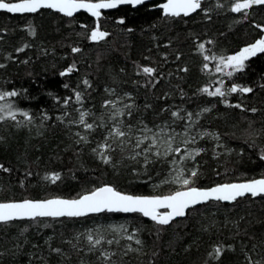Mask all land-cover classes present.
<instances>
[{
	"label": "trees",
	"instance_id": "1",
	"mask_svg": "<svg viewBox=\"0 0 264 264\" xmlns=\"http://www.w3.org/2000/svg\"><path fill=\"white\" fill-rule=\"evenodd\" d=\"M235 1L206 0L197 12L176 18L165 17L154 2L119 6L103 13L101 30L110 35L98 42L88 38L95 18L85 12L66 17L50 9L20 15L0 11V92L17 93L0 103L10 102L33 116L30 123L19 113L16 121H0V163L12 169L0 171V202L77 198L104 184L140 195L180 190L163 184L168 168L163 157L149 155L153 162L145 165L144 155L129 158L133 151L127 146L124 152L106 153L112 163L102 162L97 145L106 138L113 143L107 135L114 109L105 101L125 113L118 120L134 131L174 123L206 131L198 133L202 151L192 161L198 175L191 186L264 177V53L251 57L232 77L215 71L219 57L235 54L263 35L256 25H264V6H253L245 16L231 11ZM73 47L81 51L73 53ZM72 66V73L60 75ZM143 67L156 71L149 76ZM221 81L225 89L236 84L253 91L223 98L202 91H214ZM77 92L82 93L80 102ZM82 111L90 113L85 119L93 129L77 123ZM53 173L61 176L55 183L45 179ZM115 219L129 224L128 235L117 240L105 224H95ZM90 230L102 240L91 251ZM218 247L222 252L216 257ZM246 256L264 259V196L209 201L164 226L139 213L108 212L0 224V264H248Z\"/></svg>",
	"mask_w": 264,
	"mask_h": 264
},
{
	"label": "snow or ice",
	"instance_id": "2",
	"mask_svg": "<svg viewBox=\"0 0 264 264\" xmlns=\"http://www.w3.org/2000/svg\"><path fill=\"white\" fill-rule=\"evenodd\" d=\"M146 3V0H17V2H11V0H0V10H4L7 13L12 14H34L40 12L42 9L55 10L58 13H62L66 17H73L75 13H79L81 10L89 13L91 17L95 18L94 26L90 29V40L94 42L102 41L110 34L107 31L101 30V17L102 10L116 9L121 5L141 6ZM253 6H264V0H238L231 7V11L234 13H243L247 15V10L253 8ZM162 10L165 17L176 18L183 15L184 17L189 16L192 13L197 12L202 8V0H166L164 3L157 5ZM120 24H124L125 21L121 19ZM82 28H88L87 25H81ZM257 28L264 32V25H256ZM34 35V31L32 32ZM211 43V41L209 42ZM27 47V45H25ZM200 50H203L205 45L200 43L198 45ZM18 51H24V48L18 49ZM73 53H79L81 49L79 47H73L71 49ZM258 53H264V38L257 39L254 43L245 46L237 53L228 55L227 57H219V63L216 65L215 71L217 73H223L228 77H232L234 72H241L245 68V62L251 57H255ZM204 60L216 59L215 56L209 57L204 56ZM3 67V65H0ZM208 65L204 64V68ZM226 69H232V71L225 72ZM75 70V66L69 67L66 72H61L60 75L64 76L72 73ZM142 71L144 74L151 76L155 73V69L150 67H143ZM187 71V69H184ZM88 84V81H84ZM68 88V85H64ZM202 91L207 93L210 97H225L228 93H251L253 89L251 87H241L236 84H232L230 88L225 89L223 81L221 86L216 87L214 91H209L208 88H203ZM15 91L0 92V101H6L8 97H16ZM77 102L82 99V93L77 92L75 95ZM67 103V100H65ZM112 105L114 109L110 119L116 121V125L110 131L109 135L113 137V143H108L107 138L105 143L98 144L97 148L102 149L98 155L102 159L104 164L112 163V157L110 154H106L109 151H116L117 148L121 152L125 151V148L133 139V126L124 125L123 122L118 120V117L125 115V113L116 108V105L111 101H105V106ZM126 108H131L130 105H125ZM235 107L239 108L237 104ZM209 111V109H204ZM255 112L256 109H251ZM24 118L29 123L33 120V116L29 115L27 111H20L14 108L10 102L0 103V121L5 119H11L12 121L17 120V114ZM90 115L88 112H80L79 120L77 123L83 125L86 129H93V123H88L85 119L86 116ZM128 116L132 115L131 111L127 112ZM173 116H177V113L173 112ZM191 118L192 113H188ZM45 118H48L45 116ZM20 123H23L21 121ZM126 127L127 130H124ZM142 133L151 132L145 126L139 129ZM79 135V133H77ZM158 134H154L151 138L148 135L143 137H136L135 143L132 144L133 152L129 156L130 159L136 160L138 156L144 155V164L148 165L152 163L149 159V155H154L157 158L168 157L175 153L180 155L181 149L179 147L173 148L171 140H165L163 142V151H160V142L157 139ZM2 139V138H0ZM151 140V143L141 148L146 140ZM80 140L87 142V138L84 136L80 137ZM77 141V143L80 142ZM190 143V141H185ZM115 145V147H114ZM97 148L93 149V152H97ZM140 149V151H135ZM155 149V151H153ZM200 149H197L194 153H189L187 156H180L181 160L195 159V156L200 154ZM264 160V155L260 157ZM176 160L172 159L171 164H176ZM0 171L9 173L12 171L11 168L6 167L0 163ZM175 175L171 181L181 186L182 190H176L168 195H154V196H142V195H130L118 191L115 187L110 185H104L95 188L94 190L80 194L77 198L65 199V198H51V199H40L31 200L24 199L20 202H3L0 203V224H8L14 221L32 220L35 221L37 218H78L85 217L92 213H139L143 217L150 218L156 224L164 226L169 225L177 217H184L188 209L195 205L206 203L208 201H227L234 202L238 198L246 195L252 197L264 196V179H253L251 181L243 183H225L219 184L215 187L208 189H202L195 186H191L194 183V178L197 177L198 173L196 170H191L189 175L186 177L183 169H175ZM31 175V173H29ZM61 176L59 173H53L51 176H46L45 179H50L52 183L60 180ZM166 209V211H161ZM121 228L123 226H120ZM114 231L117 229H113ZM129 240L133 239V235L127 237ZM87 241L90 245L89 250H93L97 245L102 243L100 238H93L91 230L87 235ZM136 244H141L140 240L135 241ZM112 243V241H108ZM75 247V245L73 246ZM255 248V246H253ZM53 252L60 253L61 249L54 248ZM222 252V248L215 249V256L218 257ZM104 259H109L107 254L102 253ZM248 264H264V259L253 260L251 257L246 256Z\"/></svg>",
	"mask_w": 264,
	"mask_h": 264
},
{
	"label": "rangeland",
	"instance_id": "3",
	"mask_svg": "<svg viewBox=\"0 0 264 264\" xmlns=\"http://www.w3.org/2000/svg\"><path fill=\"white\" fill-rule=\"evenodd\" d=\"M202 1L205 2L206 0H202ZM235 2H238V1H235ZM233 4H232V6H233ZM261 38H264V32H263V35ZM227 71H232V69H226L225 72H227ZM116 104L120 105V101H118ZM111 115L112 114H110V116ZM109 120H110L109 122H111L112 124H110L111 127L108 130L107 137H110L109 133L114 128V126L116 125V121L111 120L110 117H109ZM193 125L194 124L174 123V124H171L169 126L167 124H158L156 126H147L148 129H151V132H146V133H142L141 131H139V129H142L145 127V126H142L138 130L133 132V139L128 144V147H130L132 149V144L135 143L136 137L142 138L143 135H148L151 138L152 135L158 134L157 139L160 142V151H163V147H164L163 142L165 140H171L172 147L173 148L179 147L182 151H181L179 156L176 155L175 153H173L168 157H163L164 159L167 160V163H168V168H167L166 175H165L166 180L167 181L172 180V177L176 174L175 169H183L184 174L187 177L191 170H195V168L192 166V161L194 159L181 160L180 156H187L189 153H194L197 149H200L197 146L198 133L202 136L204 134H206V131L197 130L195 128V126H193ZM185 141H190V143H185ZM150 143H151L150 139L146 140L144 142V144L141 145V148L147 147ZM132 151H133V149H132ZM135 151H140V149H135ZM153 151H155V149H153ZM172 159H175L177 161L176 164L170 163V161ZM165 183H169V184L173 185V187H175L177 189H181V186L177 183L165 181L163 184H165ZM95 224H97V225L98 224L99 225L105 224L104 226L107 228L106 230L110 232L111 239L117 240V239H120L122 237H125L126 234L128 235V233H129V224L125 220H122V219L107 220V221L100 220V222L95 223ZM120 226H123V227L121 228ZM99 227H101V226H99ZM114 228L117 230L114 231L113 230Z\"/></svg>",
	"mask_w": 264,
	"mask_h": 264
},
{
	"label": "water",
	"instance_id": "4",
	"mask_svg": "<svg viewBox=\"0 0 264 264\" xmlns=\"http://www.w3.org/2000/svg\"><path fill=\"white\" fill-rule=\"evenodd\" d=\"M150 1H152V0H146V3L147 2H150ZM6 2H8V1H6ZM12 2H17V1H12ZM93 2H95V1H93ZM165 2H166V0H165ZM121 6H124V5H121ZM136 7V6H135ZM110 10H114V9H108V10H102V12H107V11H110ZM0 11H3V12H6V11H4V10H0ZM51 11H54V12H56L55 10H51ZM80 12H85V11H83V10H81ZM86 13V12H85ZM12 14V13H11ZM62 14V13H61ZM77 13H75L74 15H76ZM89 14V13H88ZM16 15H20V14H16ZM63 15V14H62ZM254 179H264V177H258V178H254ZM251 180H253V179H251ZM251 180H246V181H239V182H232V183H243V182H247V181H251ZM221 184H225V183H221ZM104 185H110V186H113V185H111V184H104ZM104 185H102V186H104ZM217 185H219V184H217ZM216 185H214V186H211V187H215ZM114 187V186H113ZM211 187H198V188H202V189H208V188H211ZM118 190V189H117ZM180 190H182V189H180ZM118 191H120V190H118ZM120 192H123V191H120ZM123 193H126V194H130V195H140V194H132V193H127V192H123ZM166 195H168V194H166ZM142 196H154V195H149V194H146V195H142ZM246 196H251V195H246ZM245 197V196H244ZM51 198H65V199H73V198H66V197H51ZM51 198H47V199H51ZM242 198V197H241ZM30 199V198H29ZM238 199H240V198H238ZM24 200V199H23ZM23 200H16V201H6V202H20V201H23ZM31 200H40V199H31ZM212 201H214V200H212ZM209 202V201H208ZM220 202H222V203H233V202H227V201H220ZM235 202V201H234ZM0 203H3V202H0ZM207 203V202H206ZM202 204H204V203H202ZM202 204H198V205H195L194 207H196V206H200V205H202ZM193 208V207H192ZM191 209V208H190ZM190 209H188L187 210V212H186V215H187V213H188V211L190 210ZM161 211H166V209H161ZM104 213V212H103ZM97 214H101V213H92V214H89V215H97ZM125 214H132V213H125ZM185 215V216H186ZM184 216V217H185ZM184 217H177V218H175L174 220H177V219H181V218H184ZM60 218H62V217H60ZM145 218H147V217H145ZM147 219H150V218H147ZM151 220V219H150ZM173 220V221H174ZM173 221H171L170 222V224L173 222Z\"/></svg>",
	"mask_w": 264,
	"mask_h": 264
},
{
	"label": "flooded vegetation",
	"instance_id": "5",
	"mask_svg": "<svg viewBox=\"0 0 264 264\" xmlns=\"http://www.w3.org/2000/svg\"><path fill=\"white\" fill-rule=\"evenodd\" d=\"M150 2H154V7H157V5H159L160 3H164L165 0H152ZM202 4H203V1H202ZM193 14V13H192ZM191 15V14H190Z\"/></svg>",
	"mask_w": 264,
	"mask_h": 264
}]
</instances>
